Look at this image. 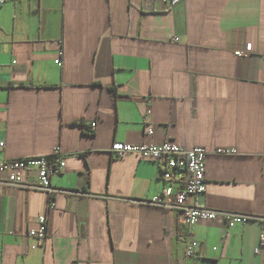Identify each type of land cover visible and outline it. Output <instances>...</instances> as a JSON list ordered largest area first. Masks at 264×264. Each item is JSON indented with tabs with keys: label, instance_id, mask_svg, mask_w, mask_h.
<instances>
[{
	"label": "crops",
	"instance_id": "crops-1",
	"mask_svg": "<svg viewBox=\"0 0 264 264\" xmlns=\"http://www.w3.org/2000/svg\"><path fill=\"white\" fill-rule=\"evenodd\" d=\"M0 140V160L59 147L65 162L52 210L33 168L19 185L0 177L4 264H264V0L2 5ZM114 141L235 149L206 156L191 203L252 218L198 222L186 259L178 213L147 203L165 186L158 164L112 156Z\"/></svg>",
	"mask_w": 264,
	"mask_h": 264
},
{
	"label": "built area",
	"instance_id": "built-area-1",
	"mask_svg": "<svg viewBox=\"0 0 264 264\" xmlns=\"http://www.w3.org/2000/svg\"><path fill=\"white\" fill-rule=\"evenodd\" d=\"M13 1L18 0H0V7ZM159 1L164 5L173 6L182 0ZM234 54L239 57L243 55L241 51H235ZM61 56L62 51H59L55 60L57 64L61 62ZM94 127L95 122H92L90 129ZM146 132L151 134V127L147 128ZM3 147L4 142L0 140V149ZM108 152L116 158H121L124 154L131 153L141 159L158 164L160 177L164 181L165 186L161 193L152 195L147 203L165 209H174L178 213L179 221L186 226L183 251L186 259L195 257L199 252V241L194 237L195 226L198 222H219L225 227L231 228L235 225L243 224L252 218L244 214L198 207L191 203L193 199L206 190V156L209 154L235 155L236 151L233 148L219 147L207 150L200 146L186 148L169 141L159 144H129L114 141L110 145ZM64 165L65 162L60 148L54 147L45 155L0 160V177L4 175L8 183L19 185L22 181L23 173L33 168L37 175L38 189L46 193L48 196V209L52 210L54 208V196L60 190L50 184V178L61 173ZM36 222V227L28 231V235L35 240L32 248L42 247L47 237V215H39ZM0 264L4 263L0 260Z\"/></svg>",
	"mask_w": 264,
	"mask_h": 264
}]
</instances>
